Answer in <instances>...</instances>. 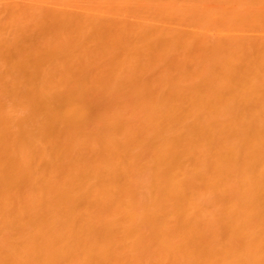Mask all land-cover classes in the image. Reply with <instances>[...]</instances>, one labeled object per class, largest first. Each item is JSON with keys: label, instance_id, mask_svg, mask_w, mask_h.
<instances>
[{"label": "bare ground", "instance_id": "bare-ground-1", "mask_svg": "<svg viewBox=\"0 0 264 264\" xmlns=\"http://www.w3.org/2000/svg\"><path fill=\"white\" fill-rule=\"evenodd\" d=\"M0 264H264V0H0Z\"/></svg>", "mask_w": 264, "mask_h": 264}]
</instances>
